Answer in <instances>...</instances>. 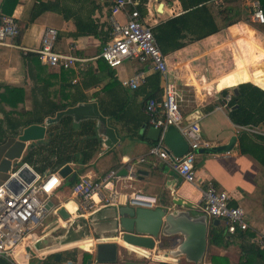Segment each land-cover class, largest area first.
<instances>
[{
    "label": "crops",
    "instance_id": "crops-1",
    "mask_svg": "<svg viewBox=\"0 0 264 264\" xmlns=\"http://www.w3.org/2000/svg\"><path fill=\"white\" fill-rule=\"evenodd\" d=\"M256 1L258 0L209 1L206 6L209 8L212 20H209L208 15L202 14L206 20L207 30L211 31L216 26L220 31L199 41L187 43L184 48L164 55L174 82L178 86L184 85L185 88L191 87L194 90V106L187 108L191 101L187 99L185 91L179 87L184 100L182 111L185 108L183 114L186 122L193 118L191 114L195 109H198L202 116L200 121L202 141L208 146L196 151L195 168L198 180L200 183L204 181L207 184H214L220 190L227 192L231 197L230 205L244 209L246 222L249 225L248 232L244 234L239 231L235 235H228L227 246L211 245L210 231L214 227L226 229V224L220 220L218 224H214V220L217 219L208 216V245L200 264H263V260L255 255L244 254L243 248L250 250L251 244L260 246L259 239H264V122L256 126L236 124L230 115V101L226 100L229 96H238L239 93L235 94L234 89H238L243 83H252L264 90V33L261 29L257 30L245 22L247 19L254 22L252 11ZM41 2L52 4L54 9L31 21L35 7ZM194 2L195 0H140L139 9L147 23L155 30L166 22L187 14L194 8ZM0 6L3 12L14 17L20 26V34L13 41L14 47L0 46V94L4 92V88L21 90L23 102L18 110L26 113L32 112L36 103L53 102L55 105H67L66 110L78 106L91 107L86 115L84 113L77 119L65 115L55 124H59L66 117L71 121L72 133L77 134L83 129H90L91 136L76 135L75 137L72 134L61 140L58 139L57 151L62 154L67 153L65 155L70 162L56 171L47 169L41 174L60 173L61 169L68 165L76 174V181L84 177L97 179L110 170L118 169L126 178L116 186L120 192L130 194L141 191L153 195L159 200L156 209H167L168 213L188 212L194 218L203 216L205 214L202 208L204 184L186 183L167 164L148 154L159 135L155 132V128L149 125L144 108L148 98H162L164 82L161 74L155 71L148 72L145 83L137 90H131L124 87L122 81L131 79L136 72L146 69L147 65L137 61H127L120 67L112 69L103 60L97 58L102 49L112 41L110 0H0ZM228 8L238 9L241 21L224 29L226 22L221 13ZM77 19L85 21L93 35L77 36L80 32ZM117 19L123 21L124 17L119 14ZM239 26L246 41L245 52L239 47L238 53H233L227 66H221L211 72L208 66L212 62L217 41L223 33H228L233 37L232 40L236 41L234 38L240 35L237 29ZM50 27L59 32L55 46L57 51L68 53L72 50V55L88 61L64 69L50 67L44 64L40 57L34 59L29 56L38 55L35 51L41 46L44 31ZM185 34L187 36L185 42H189L193 35L187 32ZM194 47L199 53L193 52ZM188 62L193 66L189 67L190 72L185 68ZM224 68L226 72L223 74L221 70ZM208 70V81L203 79L204 82L199 83L201 86L198 87L199 81L195 79L194 74H206L205 71ZM183 74L187 81L184 80ZM203 77L205 78L206 75ZM223 90L229 91L226 97L222 95ZM187 102H189L188 106L185 105ZM238 108L239 105H235L232 111ZM9 110L10 107H7V111ZM57 114L44 119L43 125L46 121L56 118ZM96 114L107 120V126L115 131V136L108 138L98 132L99 130L103 132L105 126L98 118H94L93 115ZM49 127L42 142L31 143L34 144L32 149L43 144L45 152L50 150L49 143L54 132L51 133ZM242 137L246 138H243L246 151H243ZM250 138H254L257 146L252 145ZM233 139L236 141L231 150L219 151V148L229 146ZM95 140L98 151L85 161L82 144H88L86 146L88 148ZM29 144L24 155L31 150L28 149ZM140 158H144L145 161L137 164L135 170L131 171L130 164ZM16 162L21 164L22 160ZM83 162L86 164H82ZM70 178L71 175L63 178L64 181L56 191L53 198L56 207H63L69 199L74 181H70ZM179 200L190 208L183 204L176 205L175 202ZM125 207L130 206H121L118 209ZM67 208L74 210L73 204H68ZM115 211L113 207H107L92 218V239L96 241L95 235L111 238L115 234ZM55 227L46 232H42L41 229L35 231L21 247L19 251L27 247L29 251L36 252L33 245L44 236L47 237L40 244V247L44 246L42 251L47 252L46 256L41 257V253L38 252L35 257L30 258L29 264H66L69 260L75 264H87L90 260H94V253L66 245L74 239L70 238V242L64 243V237L50 236ZM248 234H254L251 241ZM177 238L164 240L165 249L160 254L156 251L149 258L133 253L123 257L124 249L122 251L120 245L121 258H126L133 264H192L187 262L184 256L175 258L167 255L172 248L173 240L176 242ZM180 241V238L177 239V243ZM79 245L83 250L92 251V243L81 242ZM61 246L64 247L60 249ZM262 247L260 246L261 250ZM15 263L19 264L16 261Z\"/></svg>",
    "mask_w": 264,
    "mask_h": 264
},
{
    "label": "built area",
    "instance_id": "built-area-1",
    "mask_svg": "<svg viewBox=\"0 0 264 264\" xmlns=\"http://www.w3.org/2000/svg\"><path fill=\"white\" fill-rule=\"evenodd\" d=\"M110 3L112 41L102 49L97 58L112 69L120 67L127 61L147 65L146 69L139 70L131 79L122 81V85L131 90H137L145 83L148 72L155 71L161 74L164 82L162 98H148L144 108L149 125L161 131L159 140L150 147L148 154L167 164L186 183L199 185L195 168L196 151L208 146L202 141L200 128L202 116L199 110L195 109L191 114L193 118L186 122L182 111L184 100L181 89L172 80L167 58L158 46L152 27L139 9L140 0H110ZM119 14L124 17L123 21L117 19ZM252 17L255 23L264 24V11L259 1L253 5ZM19 34L20 26L16 19L6 15L0 6V46L14 47L13 41ZM58 36L59 32L55 28L50 27L44 31L41 46L35 51L44 64L69 69L76 63L88 61L72 55V50L68 53L57 51L55 46ZM226 100L229 102L231 96ZM171 126L180 132L188 144V152L183 157L175 156L165 142ZM144 161V158H140L137 162L131 163L130 170H135L137 164ZM124 179L126 178L116 169L97 179L84 177L74 180L66 204L63 207H56L53 198L64 181L59 172L42 175L27 163L12 167L8 179L0 185V257L16 264L14 257L27 243L31 234L39 229L42 232L49 230L43 226L49 214L56 218V225L64 221L59 214L61 209H65L75 218H88L100 209L110 206L156 209L159 200L153 195L141 191L127 194L117 190V184ZM201 183L204 184L202 208L205 214L225 222L230 235L238 230L247 231L249 225L244 209L231 206L230 195L214 184H207L204 181ZM68 204H73V211L67 208ZM259 240L260 246H264V239ZM66 264L75 263L69 260Z\"/></svg>",
    "mask_w": 264,
    "mask_h": 264
},
{
    "label": "water",
    "instance_id": "water-1",
    "mask_svg": "<svg viewBox=\"0 0 264 264\" xmlns=\"http://www.w3.org/2000/svg\"><path fill=\"white\" fill-rule=\"evenodd\" d=\"M234 93H239L237 88L234 89ZM90 108V106L70 108L57 114L56 118L46 121L44 125H31L25 128L20 136L8 138L4 144L0 145V185L8 179L12 167L18 166L19 163L16 161H21L23 159L27 144L30 143L28 149H32L34 144L31 143L42 142L48 127L58 123L63 116L71 115L77 119L79 116H83L82 114L84 113L86 115L87 110ZM93 116L94 118H98L100 122H102L101 124L105 126L103 132H100V130L98 131L100 134L108 138L115 136V131L107 126V120L103 116L100 114ZM155 132L160 137L161 131L155 129ZM50 136H52V134H50ZM235 141L236 140L233 139L229 146L219 148V151L231 150ZM165 142L168 148L177 157H183L188 152L189 148L187 142L175 127L171 126L168 129ZM60 175L63 178H67L71 175L70 181L76 178V174L72 172L71 167L68 165L61 169ZM175 204L182 205L183 203L179 200L178 202L176 201ZM183 205L190 208L186 204ZM110 207L116 210L114 216L116 231L111 238L95 235L96 241L92 239V218L104 208L95 212L88 218H71L65 209H61L59 214L66 224L62 225L61 223L60 231L52 232L50 236L54 235L57 237H64L63 239H74V237L78 235L77 225L78 227L79 224L82 225L84 228L82 237L92 240V251L83 250L75 241L67 243L66 245L78 247L80 250L87 253H94V260H90L87 264H133L129 263L126 258H121L120 245L124 246L123 257H127L133 253L141 257L149 258L156 251L160 254L161 251L165 249L164 240L177 237V239L180 238V243H177V239L176 242L173 240L172 243L171 241L172 248L169 249L170 252H168L167 255L175 258L184 256L185 260L192 264H200L203 261L208 245L207 236L209 220L207 215L204 214L203 216L194 218L191 217L188 212L174 214V212L168 213L167 209L148 210L131 207L118 209L114 206ZM78 221H80V223L76 224ZM219 222V220H214V224H218ZM65 233L67 235L66 237ZM45 239H47L46 236L33 245L36 252L29 251L27 247L23 248L16 257L18 263L29 264L30 258L35 257L38 252L41 253V257H45L47 252L42 251L44 246H41L42 248L40 247L41 242H44ZM177 245L179 246L177 247ZM62 247L64 246H61L60 249H62Z\"/></svg>",
    "mask_w": 264,
    "mask_h": 264
},
{
    "label": "trees",
    "instance_id": "trees-1",
    "mask_svg": "<svg viewBox=\"0 0 264 264\" xmlns=\"http://www.w3.org/2000/svg\"><path fill=\"white\" fill-rule=\"evenodd\" d=\"M209 1L211 0H195L193 4L194 8L187 14L172 19L153 30L154 36L156 37V40L158 42V46L160 47V50L164 55H168L174 51L184 48L187 43L189 44L195 41H199L220 31V29L216 26L211 31L207 30V24H205L206 20L203 15H208L209 20H212V15L210 14L209 8L206 6V3H208ZM258 1L264 11V0ZM52 9H54V6L52 4L41 2L38 6L35 7L31 21L36 20L40 15L45 12L51 11ZM221 15H223L226 22L224 29L236 25L241 21L240 11L238 9L228 8L226 11H223ZM84 22L85 21L80 19L76 20L78 31H80L77 36L93 35L92 30L89 29L90 26H88V24H85ZM85 27L86 29H89V31H87ZM83 29H85V32H83ZM261 31L264 33V27L261 28ZM186 32L193 35L189 42H185L187 40V36L185 34ZM29 56H32L34 59L39 58V55L36 54H30ZM238 89L239 95H233L229 102V106L231 109L230 115L233 121L241 126H256L263 123L264 90L252 83H243L239 85ZM21 93V90L4 88V92L0 94V114L2 115L0 116V145L4 144L8 138L20 136L22 131L31 125H43L44 119H46L47 117H54L58 112L65 111L68 108L67 105H55V103L50 101L51 103L47 102L46 104L36 103V107H34V110L30 113H26L24 111L20 112L18 110L19 105L23 102ZM228 94V90L222 91V95H224L225 97ZM50 105L54 106L50 108ZM235 105H239V108L232 111V108ZM7 107H10L9 111H7ZM24 114L27 115L24 116ZM71 130V121L67 120L66 117H64L59 124L50 126L49 131L51 133L54 132V136L49 143L50 150L48 152H45V147L43 144L34 149L28 150L26 155L23 156L22 163L29 164L30 166L34 167V169L38 173L41 174V172L47 169L56 171L63 165L70 162L67 155H65L67 153L62 154L61 152L57 151V140L66 138V136L69 135L72 136V134L75 137H77L76 135H89L91 131L90 129H83L82 132H78L76 134L75 132L72 133ZM243 138H246L242 137L243 151H246L245 141ZM253 139L250 138V142L252 143V145L255 144ZM82 145V152L85 154V161L91 158L94 153L98 151L96 140L89 144L88 148L86 147L88 144ZM84 162L82 164H86ZM239 231L243 232V234L248 232L242 230H238L237 232ZM228 235L230 234L227 232V227L226 229L214 227L209 234V243L211 245L227 246L229 242ZM248 236L249 240L251 241L254 237V234H248ZM243 252L244 254L255 255L258 259H262L264 264V246L261 250L260 246L251 244L250 250H248L247 248H243ZM0 264L14 263L10 260L0 257Z\"/></svg>",
    "mask_w": 264,
    "mask_h": 264
},
{
    "label": "rangeland",
    "instance_id": "rangeland-1",
    "mask_svg": "<svg viewBox=\"0 0 264 264\" xmlns=\"http://www.w3.org/2000/svg\"><path fill=\"white\" fill-rule=\"evenodd\" d=\"M245 22L248 24V25H251L253 26L254 28H256L257 30L258 29H261L262 27H264L263 25H260L258 23H255L253 22L251 19H247L245 20ZM242 25V24H240ZM238 31L240 32V35L237 37V38H234L236 39V41H233V37L229 36L228 33H223L222 36L219 38V40L217 41V48L216 50L214 51V54H213V57H212V62L210 63V65L208 66V69L212 72L218 68H220L221 66L225 67L229 64V61H230V58L232 55H234L233 53H238L239 51V47H241L244 50H246V41L244 39V35H243V32L242 29H241V26H239L238 28ZM243 35V36H242ZM235 42V43H234ZM196 47L193 48V50L195 49ZM190 52V51H189ZM192 52V51H191ZM193 52H198V50H194ZM245 52V51H244ZM169 66V65H168ZM192 65L188 64L185 66L186 68V71L190 72V68ZM193 67V66H192ZM200 69H204V68H200ZM208 71H205L206 74H197L195 75L194 74V77L198 83V87H200L204 80L205 81H208L209 79V76L207 74H209ZM223 70V71H222ZM221 72L224 74L226 72V69H222ZM202 71V70H201ZM206 75V77L204 78L203 76ZM193 76V75H192ZM183 77H184V80L187 81L188 79L184 76L183 74ZM204 79V80H203ZM180 83V81H179ZM200 83V84H199ZM182 90L185 91V94L187 95V99L191 101L190 105H189V102L185 103L186 106H188L187 108H192L194 106V100H195V94H194V90L193 88L191 87H184V85H180L179 86ZM194 89L196 90V87H194ZM231 91V90H230ZM185 110V108H184ZM183 110V111H184ZM57 224V221H56V218L49 214L47 216V218L44 220L43 222V226L46 227L47 229H51L53 227H55V225ZM21 251H18L14 257L15 261L18 262V260L16 259V257L18 256V254L20 253ZM33 264V263H32Z\"/></svg>",
    "mask_w": 264,
    "mask_h": 264
},
{
    "label": "bare ground",
    "instance_id": "bare-ground-1",
    "mask_svg": "<svg viewBox=\"0 0 264 264\" xmlns=\"http://www.w3.org/2000/svg\"><path fill=\"white\" fill-rule=\"evenodd\" d=\"M173 80V79H172ZM174 81V80H173ZM80 223V221H78L76 224H79ZM64 224H66V223H64V222H62V225H64ZM61 225H59V226H57V227H55L56 229H54V231H52V232H59L60 231V227ZM77 228H78V235L76 236V237H74V240L73 241H75V242H80V243H78V244H81V242H82V244H91L92 243V240H90L89 238H85V237H82V234H83V232H84V228H83V226L82 225H80L79 224V227H78V225H77ZM73 239V238H72ZM77 240V241H76ZM67 242H70V240L69 239H64V243H67ZM85 248H90L89 246L88 247H86L85 246ZM123 248H124V246L122 245V251H123ZM91 249H93V246H92V248Z\"/></svg>",
    "mask_w": 264,
    "mask_h": 264
}]
</instances>
